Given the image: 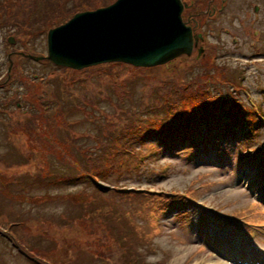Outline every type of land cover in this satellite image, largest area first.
I'll return each instance as SVG.
<instances>
[{"label": "rangeland", "instance_id": "1", "mask_svg": "<svg viewBox=\"0 0 264 264\" xmlns=\"http://www.w3.org/2000/svg\"><path fill=\"white\" fill-rule=\"evenodd\" d=\"M113 1L71 0L70 6L76 8L68 12L66 1L52 10L43 8L38 0L22 8L12 4L16 14H0V264H125L124 248L119 249L116 235L108 234L101 221L102 209L108 212L106 204L118 198L134 216L132 222L118 220L121 235L131 240L134 252L142 253L145 264L228 263L240 241L234 224L245 223L219 212L264 217V189L259 184L262 171L252 160H240L264 141V122L259 123L254 137L246 139L213 127L220 135L210 140L212 145L204 144L192 152L184 151L186 143L180 140L169 150L154 132L140 133L136 145L143 147L138 153L147 156L148 162L120 155L114 173L102 159V151L121 147L117 144L121 131L120 141L126 142L128 124L143 121L148 107L156 103L155 93L162 87L168 92L166 84L172 78L187 85L197 77H219L223 72L230 78L236 76L234 81L238 78L241 85L231 93L223 81L199 85L210 88L216 105L227 95L234 104H256L264 112V0H227L225 7L222 0H182L187 4L183 18L195 32L201 27L209 35L207 52L199 55L200 45L190 56L180 55L155 67L102 63L78 70L31 56L47 54L48 30L75 11ZM48 2L58 1L44 0V5ZM255 4L261 6L257 12ZM217 7L222 9L214 12ZM9 37L15 42L10 43ZM198 112L208 113V105ZM226 117L221 120L235 121ZM42 120L47 124H41ZM63 120L65 128L55 124ZM108 124L120 133L113 136ZM48 131L55 136L48 137ZM83 131L91 136L80 137ZM87 163L101 165L107 180L111 178L112 185L123 190L98 192L89 183L73 184L81 182V177L64 176L80 173ZM161 171L168 177H159ZM6 183L15 194L12 200L2 191ZM191 184L199 200L185 207L186 213L177 212L162 191L179 193ZM260 201L263 204L257 203ZM212 205L219 207L218 212ZM145 209L162 227L157 236L158 226L145 220ZM200 219L203 221L197 225ZM137 220L145 222L133 223ZM245 225L242 230L250 241L242 242L240 252L260 259L247 258L243 264H264V230L259 233Z\"/></svg>", "mask_w": 264, "mask_h": 264}, {"label": "water", "instance_id": "2", "mask_svg": "<svg viewBox=\"0 0 264 264\" xmlns=\"http://www.w3.org/2000/svg\"><path fill=\"white\" fill-rule=\"evenodd\" d=\"M182 0H116L79 12L49 31V58L82 68L125 61L138 66L165 63L192 53V27L182 16Z\"/></svg>", "mask_w": 264, "mask_h": 264}, {"label": "trees", "instance_id": "3", "mask_svg": "<svg viewBox=\"0 0 264 264\" xmlns=\"http://www.w3.org/2000/svg\"><path fill=\"white\" fill-rule=\"evenodd\" d=\"M38 0H0V14L4 15L5 13H10V14H16V8H12V4H21V8L26 6L27 3H30V4H35ZM58 2L56 4H52V3H49L48 2V6L44 5V0H39L38 4L40 3L43 8H50V9H54V6L55 7H60V5L62 4V1H66V6L64 7V9L66 11H72L74 10L76 7H73V6H70V1L71 0H57ZM204 79V77H197L194 81L192 82H188V83H191V84H187L188 87H186V85L181 82V81H178V80H175L172 78V80L170 82H168L166 85H168V87H170V91H172L174 94L176 95H180L181 98L185 97L186 94L187 96H189L191 94V89L193 88V85L194 86H198L200 84V82ZM197 83V85H196ZM181 88V92H178L177 90ZM197 91V90H195ZM157 93H155L156 95ZM203 102H204V99H203ZM169 105V104H167ZM44 110H42L41 112H43ZM154 114L155 113H160V115H163V114H167L169 113L170 114V110L166 109L165 106H163L162 108L161 107H155L154 110L152 111ZM45 120V119H44ZM42 120L41 121V124L43 123V125L46 123V121ZM60 124L61 127L65 128L66 126V122L65 120L63 121H60V122H55V124ZM106 127V125H105ZM113 126L108 124L107 125V128L108 130L110 131V129L112 128ZM42 131H44V134L46 136V131L44 129H42ZM138 132H141V130L139 128H136L134 130V133H138ZM49 133V131H48ZM48 133H47V136H48ZM53 145V144H52ZM54 146V150L57 151V149L55 148V145ZM44 151H50L49 148H42ZM100 168V165L96 164L95 165V170H98ZM118 211V208L116 205H111L110 208H109V211L108 212H104L102 210V216H103V220H101L102 222L106 223L105 225V228H107L109 230L110 233H112L114 236L116 235V239L118 238V241L119 239H122V235H121V232H120V226H119V223H118V220L120 219H125L122 215L121 216H118L116 215V212ZM122 244H121V248L123 247V252L125 254L124 257H128L127 260L124 261L125 264H145L143 261H142V257L139 253H133L130 249V247H127L124 242V240H122Z\"/></svg>", "mask_w": 264, "mask_h": 264}, {"label": "bare ground", "instance_id": "4", "mask_svg": "<svg viewBox=\"0 0 264 264\" xmlns=\"http://www.w3.org/2000/svg\"><path fill=\"white\" fill-rule=\"evenodd\" d=\"M262 189H264V188H262ZM262 194H264V192ZM233 253H236V251H233ZM233 263L236 264L235 262H233ZM212 264H221V263H212ZM228 264H231V263H228Z\"/></svg>", "mask_w": 264, "mask_h": 264}]
</instances>
